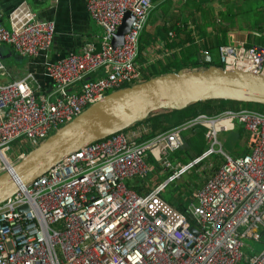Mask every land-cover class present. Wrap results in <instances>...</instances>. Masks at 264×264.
Here are the masks:
<instances>
[{
	"label": "built area",
	"instance_id": "2783aa9c",
	"mask_svg": "<svg viewBox=\"0 0 264 264\" xmlns=\"http://www.w3.org/2000/svg\"><path fill=\"white\" fill-rule=\"evenodd\" d=\"M153 9L152 0H86L90 18L103 31L100 48L89 44L57 62L48 61L52 22L28 10L15 17L11 31L0 21V48L10 47L20 59L43 58L47 81L33 72L14 79L0 60V175L25 157L27 143L41 144L108 94L143 81L136 59ZM127 13L133 18L129 32L114 47ZM218 53L223 69L264 77V48L228 42ZM222 121L229 127L216 126ZM235 123L244 129L247 152L232 158L217 136ZM197 126L206 129L207 150L172 167L166 157ZM212 154L222 162L191 195L185 212L162 198L169 183ZM153 161L172 173L170 182L139 193L128 182L154 173ZM263 233L264 113L228 110L144 142L120 132L65 158L0 205V264H264V250L244 252H253L246 242L262 243Z\"/></svg>",
	"mask_w": 264,
	"mask_h": 264
},
{
	"label": "water",
	"instance_id": "95a60500",
	"mask_svg": "<svg viewBox=\"0 0 264 264\" xmlns=\"http://www.w3.org/2000/svg\"><path fill=\"white\" fill-rule=\"evenodd\" d=\"M132 19L129 13L125 15L113 38L114 47L123 44ZM197 59L210 60L200 55ZM212 101L264 106V77L211 66L190 72L168 73L112 92L32 149L11 170L0 175V205L71 154L95 142L128 131L155 113L182 111L192 104ZM191 232L197 235L193 227Z\"/></svg>",
	"mask_w": 264,
	"mask_h": 264
},
{
	"label": "crops",
	"instance_id": "0c3cea01",
	"mask_svg": "<svg viewBox=\"0 0 264 264\" xmlns=\"http://www.w3.org/2000/svg\"><path fill=\"white\" fill-rule=\"evenodd\" d=\"M166 1L170 0H159L153 3L154 9L141 35L136 65L140 67L143 79L155 75V73L160 74L162 68L173 62L176 57L175 61L186 67L181 71L187 72L202 69L204 67L201 65L207 63L218 61L220 63L218 50H215L220 42L241 41L251 46L264 48V19L254 24L244 22L238 24L236 17L241 6L238 0H219L213 8H209L215 15H218V18L223 20L226 17L228 19L223 27L214 25L210 27L211 30H207L206 27L202 28L195 18L197 24L192 21L190 24L179 23L180 26H176L180 32H175V39L168 41L157 38L159 29L166 24L159 25L161 21L163 22V18L158 6L165 5ZM262 1L264 2V0ZM26 10L35 13L39 21L52 22L55 25V35L48 53V61L57 62L70 53L80 54L89 44H94L96 50H99L103 31L90 18L86 10V0H0V21L7 30L11 31L15 17ZM148 33L152 36L150 37ZM169 33L170 31L167 35ZM167 43L173 44L172 47L170 48ZM4 47H1L2 50L0 48V56L4 57L0 60L2 62L5 60L3 63L12 70L14 79L22 78L28 72H33L40 82H47L42 77L43 58L20 59L13 49ZM197 55L209 57L210 60L209 62L198 61ZM192 57L196 58L195 62L190 61ZM169 60L170 62H168ZM100 75L98 73L93 77ZM48 87L43 92L48 93L50 91L49 84ZM165 117H169V115L163 116L162 113H155L151 116L150 121L136 124L127 133L132 134L136 141L144 142L158 134L169 132L170 129L164 132V129L169 128V124L164 121ZM223 126L229 127V123H223ZM239 126L235 123L233 129L229 131L241 129ZM243 136L245 139V134ZM144 187L148 188L149 185L143 184L141 189L136 191L143 193Z\"/></svg>",
	"mask_w": 264,
	"mask_h": 264
},
{
	"label": "rangeland",
	"instance_id": "374dc122",
	"mask_svg": "<svg viewBox=\"0 0 264 264\" xmlns=\"http://www.w3.org/2000/svg\"><path fill=\"white\" fill-rule=\"evenodd\" d=\"M217 1L219 0H188L187 2H183L182 0L166 1L164 2L165 5L158 6V8H160L158 10L163 18V22L161 21L159 25L166 23L165 25L169 29L173 26H180L178 25L179 23L190 24L193 21L197 24L198 20L201 24L200 26L202 28L206 27L207 30H211L210 27L214 25L223 27L228 22V19L226 17H224L223 20L220 17L218 18V15H215V13L209 9L211 7L213 8ZM238 2L241 5L240 9L238 10V16L236 17L238 24H242L241 22L254 24L257 21L264 19V2L262 0H238ZM195 18L197 20H195ZM171 31L175 34V31L170 30V32ZM195 60V57L190 59L191 62H195ZM217 127H220V125ZM217 139L222 147V150L232 158L240 156L246 152L244 136L235 129L233 131L220 132L217 136ZM17 144L18 143L15 145ZM36 146L37 144L33 145L27 143L21 149V151L23 153H29V151H31ZM183 147L176 152L169 153L166 157V160L172 167L176 166L177 164L184 165L188 162L185 160L186 148L184 149ZM15 150L16 148H14V153L16 152ZM221 157L222 156L220 155L212 154L211 157H208L197 165L192 166L187 172L183 173L180 178L174 180L175 182L172 181L164 188V198L170 200L171 202H176L178 198L177 193L179 194V192H181L183 194V205L186 208L191 195L199 192L208 177L217 170L218 166L222 162ZM152 166L155 169L154 173H150L148 176L129 181V186L135 187L136 190L139 191L143 184H147L150 188H153L158 185L170 182L169 178L172 173L162 172L161 168L164 167L155 161L152 162ZM142 190L145 192L148 189L144 187ZM246 244H249L253 247V252H251L249 249H244V252L247 254L251 255L264 250V241L262 243H252L247 241Z\"/></svg>",
	"mask_w": 264,
	"mask_h": 264
},
{
	"label": "trees",
	"instance_id": "16d2710c",
	"mask_svg": "<svg viewBox=\"0 0 264 264\" xmlns=\"http://www.w3.org/2000/svg\"><path fill=\"white\" fill-rule=\"evenodd\" d=\"M157 1H159V0H152L153 3L157 2ZM177 28L178 27L173 26V27H170L168 29L166 27V25H163V27L161 29H159V32L157 34V38H160L162 40H166V39L168 40L167 33L170 30H173L176 33H179L180 30H178ZM148 35L150 37L152 36V34H149V33H148ZM167 44L169 45L170 48L173 45L170 43H167ZM224 44H225V42L218 43L215 50H218V48ZM247 46L250 47L251 45L247 44ZM2 48H5V47L3 46ZM2 48H1V50H2ZM0 58L3 59L4 57L0 56ZM176 59H177V57H176ZM176 59H174L173 62H170V60H169L168 62H170V64L167 65L166 67H163L160 74L155 73V75H152L148 78H144L142 82L148 81L152 78H155V77H158L161 75H165L168 73H177L181 70L186 69L185 65L175 61ZM3 62H5V60H3ZM211 66L223 69V66L221 63H219V61L201 65V67H204V68H208ZM195 68H197V67H195ZM228 110H230V111L254 110V111L264 113V106L256 105V104H242V103H236V102L212 101V102H202V103H198V104H192L182 111H171V112L162 111L159 113H162L163 116L169 115V117L164 118V121L169 124V128L164 129V132H166L168 129L171 130V129L176 128L180 125H183L184 123H186L192 119H195L198 116L205 115L207 117L208 116L209 117H218L220 114H222L223 112L228 111ZM150 119H151V116H149L144 121V123L150 121ZM239 128H241V129H239V130L237 129V131H239L241 134L244 135L245 134L244 129L240 126H239ZM205 132H206V129L204 127L197 126L194 129V131L186 132L184 134V147L183 148L184 149L186 148L185 160L188 161L186 164L190 163L191 160H195L196 158L202 156L204 154V152L207 150V145H206V142L204 139ZM190 135H191V137H190ZM25 154H27V153H25ZM244 154H245V152H244ZM186 164H184V165H186ZM134 189L136 190L135 187H134ZM177 195H178V198H177L176 202H174V201L171 202L170 200L165 199L163 194H162V198L166 202L171 204L174 208H176L178 211L185 212L186 208L183 205V200H182L183 194L181 192H179V194L177 193Z\"/></svg>",
	"mask_w": 264,
	"mask_h": 264
},
{
	"label": "bare ground",
	"instance_id": "6f19581e",
	"mask_svg": "<svg viewBox=\"0 0 264 264\" xmlns=\"http://www.w3.org/2000/svg\"><path fill=\"white\" fill-rule=\"evenodd\" d=\"M246 73H249V72H246ZM223 123H228V122H226V121H222V122L215 123V124H216V126H218V125L223 126Z\"/></svg>",
	"mask_w": 264,
	"mask_h": 264
}]
</instances>
